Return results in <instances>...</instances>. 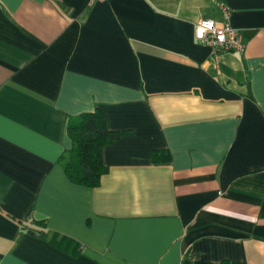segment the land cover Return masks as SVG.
<instances>
[{"label": "crops", "instance_id": "1", "mask_svg": "<svg viewBox=\"0 0 264 264\" xmlns=\"http://www.w3.org/2000/svg\"><path fill=\"white\" fill-rule=\"evenodd\" d=\"M95 108L122 134L85 186L58 160ZM222 260L264 264V0H0V264Z\"/></svg>", "mask_w": 264, "mask_h": 264}, {"label": "trees", "instance_id": "2", "mask_svg": "<svg viewBox=\"0 0 264 264\" xmlns=\"http://www.w3.org/2000/svg\"><path fill=\"white\" fill-rule=\"evenodd\" d=\"M67 133L71 139V147L59 158L65 175L74 183L85 186H96L101 176L106 172L102 162V149L115 140L121 132L109 129L105 115L95 108L93 111L70 116L67 122ZM154 162H169L171 155L167 150L154 151L151 154ZM42 222L26 226L31 233L46 236ZM230 264L228 260L217 263Z\"/></svg>", "mask_w": 264, "mask_h": 264}, {"label": "built area", "instance_id": "3", "mask_svg": "<svg viewBox=\"0 0 264 264\" xmlns=\"http://www.w3.org/2000/svg\"><path fill=\"white\" fill-rule=\"evenodd\" d=\"M106 0H87L89 5L94 2H104ZM223 21L218 23L213 19H199L194 28L195 38L202 44L209 47L213 57H217L222 52H241L245 44L241 40V35L237 29L230 24V10L226 6H221ZM28 222H32L28 218Z\"/></svg>", "mask_w": 264, "mask_h": 264}]
</instances>
